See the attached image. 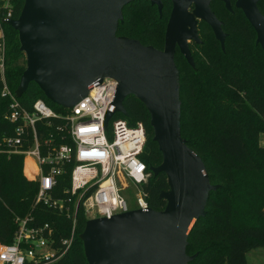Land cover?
Here are the masks:
<instances>
[{
    "label": "trees",
    "instance_id": "1",
    "mask_svg": "<svg viewBox=\"0 0 264 264\" xmlns=\"http://www.w3.org/2000/svg\"><path fill=\"white\" fill-rule=\"evenodd\" d=\"M227 10L221 0H210L209 7L222 20L226 32L221 49L210 27L202 20L196 24L199 42L189 44L193 64L179 51L173 60L178 70L180 100V135L201 158L209 181L217 184L209 190L204 214L198 216L187 237L185 251L195 253L188 264H247L245 252L264 246V52L255 43V33L241 10ZM14 15H18L23 0H13ZM161 13L148 0H131L121 7L122 20L117 34L136 38L143 44L161 48L169 0H161ZM264 15V0L256 2ZM6 35L5 79L15 92L25 68V55L19 48L17 30L3 24ZM2 81L0 78V90ZM41 97L55 111L69 108L48 99L39 86L30 81L18 96L31 108ZM9 98L0 92V242H12L19 223L17 216L30 214L29 225L48 221L52 228L53 246L69 237L72 221L65 213L43 203L34 204L38 180L29 178L23 170L24 154L8 152L3 137L14 132L15 123L5 117ZM128 125L140 120L145 128V140L139 157L148 172L141 184L147 205L159 209L164 199L158 196L166 188L164 173L155 174L149 166L160 162V152L151 138L148 114L144 105L132 94L122 100ZM51 125L37 122L38 138L55 136V143L70 142L54 131L60 119L53 117ZM25 147V145H24ZM69 168L59 177L52 190L55 197L65 196L69 185ZM87 217L81 206L76 212L74 236L68 249L58 259L42 264H88L79 236Z\"/></svg>",
    "mask_w": 264,
    "mask_h": 264
},
{
    "label": "water",
    "instance_id": "2",
    "mask_svg": "<svg viewBox=\"0 0 264 264\" xmlns=\"http://www.w3.org/2000/svg\"><path fill=\"white\" fill-rule=\"evenodd\" d=\"M131 0H23L17 17L5 23L17 30L25 55L15 93L32 80L52 102L71 107L87 94L89 84L104 77L119 81L104 127L114 112L126 115L122 100L135 96L145 107L151 138L160 162L149 166L164 173L166 188L159 209L129 208L110 217L87 218L79 236L88 264H188L195 253L185 251L186 237L204 214L209 181L200 156L180 135L178 70L175 47L193 64L188 42L198 43L196 24L204 21L223 48L222 20L210 0H169L161 48L117 34L121 7ZM161 13V0H148ZM231 10L230 0H221ZM257 0H234L252 26L255 43L264 52V15Z\"/></svg>",
    "mask_w": 264,
    "mask_h": 264
},
{
    "label": "built area",
    "instance_id": "3",
    "mask_svg": "<svg viewBox=\"0 0 264 264\" xmlns=\"http://www.w3.org/2000/svg\"><path fill=\"white\" fill-rule=\"evenodd\" d=\"M14 14L13 0H0V92L9 98L5 117L15 123L14 132L4 136L3 142L8 152L24 154L23 170L27 158L32 160L35 169L31 176L26 175L38 180L34 204L43 203L65 213L72 221V231L56 247L48 221L29 225L30 214L17 216L19 226L13 241L0 242V264H42L55 261L68 249L79 206L87 218L110 217L129 208L148 207L141 188L148 172L139 157L145 128L140 120L128 125L121 116H114L116 112L109 118L107 128L104 127L105 113L119 84L110 76L91 82L87 94L65 113L55 111L41 97L33 101L31 108H26L5 79L3 24L18 16ZM53 117L60 119L54 131L70 142L55 143L53 135L42 141L38 138L37 122L51 125ZM68 168L66 195L55 197L52 190ZM127 199H132L134 206H129Z\"/></svg>",
    "mask_w": 264,
    "mask_h": 264
},
{
    "label": "rangeland",
    "instance_id": "4",
    "mask_svg": "<svg viewBox=\"0 0 264 264\" xmlns=\"http://www.w3.org/2000/svg\"><path fill=\"white\" fill-rule=\"evenodd\" d=\"M264 141V133L260 135V142ZM129 206H134L132 199H127ZM247 264H264V246L253 247L245 252Z\"/></svg>",
    "mask_w": 264,
    "mask_h": 264
},
{
    "label": "crops",
    "instance_id": "5",
    "mask_svg": "<svg viewBox=\"0 0 264 264\" xmlns=\"http://www.w3.org/2000/svg\"><path fill=\"white\" fill-rule=\"evenodd\" d=\"M31 161H32V160H31ZM25 165H26V166H25L24 172L27 173V172H26V169H27V167H30V168H31V172H29L28 176H31V173H32L33 170L35 169V167H34V165H33V162H32V164H31L30 162H26ZM28 169H29V168H28Z\"/></svg>",
    "mask_w": 264,
    "mask_h": 264
},
{
    "label": "bare ground",
    "instance_id": "6",
    "mask_svg": "<svg viewBox=\"0 0 264 264\" xmlns=\"http://www.w3.org/2000/svg\"><path fill=\"white\" fill-rule=\"evenodd\" d=\"M27 162H30L32 164V161H31L30 158H27ZM26 172H27V174H29V172H31V168L30 167H27Z\"/></svg>",
    "mask_w": 264,
    "mask_h": 264
},
{
    "label": "flooded vegetation",
    "instance_id": "7",
    "mask_svg": "<svg viewBox=\"0 0 264 264\" xmlns=\"http://www.w3.org/2000/svg\"><path fill=\"white\" fill-rule=\"evenodd\" d=\"M192 42H193V41H191V40L188 42V47H189V44L192 43ZM189 50H190V48H189ZM175 51H178V48H177V47H175L174 53H175ZM180 54H181V53H180ZM181 55H182V54H181ZM183 58H184V57H183Z\"/></svg>",
    "mask_w": 264,
    "mask_h": 264
}]
</instances>
